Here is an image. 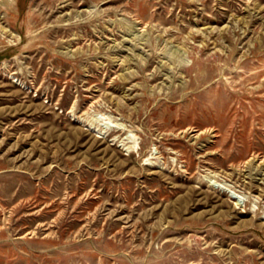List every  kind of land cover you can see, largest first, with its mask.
Returning a JSON list of instances; mask_svg holds the SVG:
<instances>
[{
	"label": "rangeland",
	"instance_id": "obj_1",
	"mask_svg": "<svg viewBox=\"0 0 264 264\" xmlns=\"http://www.w3.org/2000/svg\"><path fill=\"white\" fill-rule=\"evenodd\" d=\"M0 264H264V0H0Z\"/></svg>",
	"mask_w": 264,
	"mask_h": 264
},
{
	"label": "bare ground",
	"instance_id": "obj_2",
	"mask_svg": "<svg viewBox=\"0 0 264 264\" xmlns=\"http://www.w3.org/2000/svg\"><path fill=\"white\" fill-rule=\"evenodd\" d=\"M115 124V123H114ZM120 145V144H119ZM127 150V149H126ZM146 158V157H145Z\"/></svg>",
	"mask_w": 264,
	"mask_h": 264
}]
</instances>
